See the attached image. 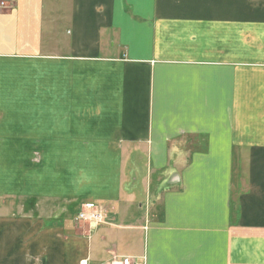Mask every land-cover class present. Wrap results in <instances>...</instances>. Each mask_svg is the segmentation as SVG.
Segmentation results:
<instances>
[{
	"label": "crops",
	"instance_id": "0c3cea01",
	"mask_svg": "<svg viewBox=\"0 0 264 264\" xmlns=\"http://www.w3.org/2000/svg\"><path fill=\"white\" fill-rule=\"evenodd\" d=\"M9 5L0 264H264V0Z\"/></svg>",
	"mask_w": 264,
	"mask_h": 264
},
{
	"label": "built area",
	"instance_id": "2783aa9c",
	"mask_svg": "<svg viewBox=\"0 0 264 264\" xmlns=\"http://www.w3.org/2000/svg\"><path fill=\"white\" fill-rule=\"evenodd\" d=\"M9 0H0V12L9 9ZM106 209L94 202L85 203L75 218L76 223H88L92 230L98 229L106 218ZM110 264H144L131 257H124Z\"/></svg>",
	"mask_w": 264,
	"mask_h": 264
},
{
	"label": "rangeland",
	"instance_id": "374dc122",
	"mask_svg": "<svg viewBox=\"0 0 264 264\" xmlns=\"http://www.w3.org/2000/svg\"><path fill=\"white\" fill-rule=\"evenodd\" d=\"M96 205H98L99 207H101L102 205H100V204H97L96 203ZM102 207H104V206H102ZM105 208V207H104ZM82 209V207L80 208V210ZM106 209V208H105ZM79 210V211H80ZM106 211H108V212H106V218H105V220H104V224H102V225H105L106 223H107V221H108V217H109V215L112 213L113 214V212H112V210H110V209H106ZM79 213V212H78ZM77 213V214H78ZM77 214L75 215V217H74V219H73V224L75 225V227L76 228H79V226H81V225H83L84 226V228H83V230H81V231H83V232H85V233H87V234H90L92 231H96V230H98V229H100V227L102 226H100L98 229H96V230H92L91 228H90V225L88 224V223H76L75 222V218H76V216H77ZM119 226H121V227H119V228H127L126 226H128V225H126V223H120V225ZM115 231H117V230H115ZM117 234H118V236H116L114 239H115V242H119V244H120V250H122V251H126L129 247H128V242L130 241V238H131V233L128 231V230H121V229H119V231H117L116 232ZM108 247L110 248L111 246L108 244Z\"/></svg>",
	"mask_w": 264,
	"mask_h": 264
}]
</instances>
